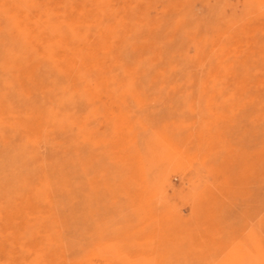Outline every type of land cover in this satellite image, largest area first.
Wrapping results in <instances>:
<instances>
[{
  "label": "rangeland",
  "instance_id": "1",
  "mask_svg": "<svg viewBox=\"0 0 264 264\" xmlns=\"http://www.w3.org/2000/svg\"><path fill=\"white\" fill-rule=\"evenodd\" d=\"M0 3V264H264V0Z\"/></svg>",
  "mask_w": 264,
  "mask_h": 264
},
{
  "label": "bare ground",
  "instance_id": "2",
  "mask_svg": "<svg viewBox=\"0 0 264 264\" xmlns=\"http://www.w3.org/2000/svg\"><path fill=\"white\" fill-rule=\"evenodd\" d=\"M0 1H1V0H0ZM14 2H15V1H14ZM3 3H4V2H3ZM3 3H2V4H3ZM85 3H86V2H85ZM4 4H5V3H4ZM11 4H13V3H11ZM0 5H1V3H0ZM85 5H87V4H85ZM100 5H101V4H100ZM8 6H9V5L7 4V8H8ZM23 6H24V5H23ZM111 6H112V5H111ZM103 7H104V6H103ZM2 8H3V7H2ZM4 8H6V6H4ZM53 8H54V7H53ZM12 9H13V8H12ZM18 9H19V8H18ZM20 9L22 10V7H21ZM5 10H6V9H5ZM15 10H16V8H15ZM123 10H124V9H123ZM10 11H11V9L9 10V14L12 13V11H11V12H10ZM92 11H93V10H92ZM7 12H8V11H7ZM14 12H15V11L13 10V13H14ZM17 12H18V11H17ZM90 12H91V11H90ZM18 13H19V12H18ZM18 13H17V14H18ZM22 13H23V12H22ZM18 15H19V14H18ZM11 16H12V15H11ZM26 16H27V15H26ZM8 18H10V16H9ZM27 18H28V17H27ZM137 18H138V17H137ZM10 19H12V18H10ZM8 20H9V19H8ZM9 21H11V20H9ZM12 21H13V20H12ZM12 21H11V22H12ZM11 22H10V23H11ZM12 23H13V22H12ZM28 23H29V22H28ZM22 24H25V25H26L27 22H25V23L23 22ZM9 25H11V24H9ZM9 25H8V26H9ZM25 25H24V26H25ZM48 25H49V24H48ZM57 25H58V24H57ZM16 26H19V25L16 24ZM26 26H27V25H26ZM51 26H53V25H51ZM51 26H50V27H51ZM58 26H59V25H58ZM6 27H7V26H6ZM10 28H11V27H10ZM56 28H57V27H56ZM31 29H32V28H31ZM34 29H35V28H34ZM48 29H49V28H48ZM51 29L54 30L53 28H51ZM28 30H29V28H28ZM13 31H14V30H13ZM17 31H18V30H17ZM57 31H58V29H57ZM11 32H12V31H11ZM54 32H55V31H54ZM16 33H17V32H16ZM18 33H19V31H18ZM29 33H30V32H29ZM50 33H51V32H50ZM22 34H23V33H22ZM29 35H30V34H29ZM51 35H52V33H51ZM53 35H54V34H53ZM73 35H74V34H73ZM54 36H55V35H54ZM21 37H22V36H21ZM22 39H24V38H22ZM16 40H17V39H16ZM18 43H19V42H18ZM20 44H21V43H20ZM20 47H21V46H20ZM22 47H23V46H22ZM58 47H59V46H58ZM58 47H57V48H58ZM58 49H62V48L59 47ZM58 49H56V50H58ZM124 49H125V48H124ZM89 50H90V49H89ZM60 51H61V50H60ZM126 58H127V57H126ZM79 60H80V59H79ZM145 72H146V71H145ZM142 75H143V74H142ZM140 76H141V75H140ZM145 76H146V75H145ZM143 78H144V75H143ZM38 119H39V118H38ZM36 237H37V236H36ZM30 242H31V241H30ZM136 262H137V261H136Z\"/></svg>",
  "mask_w": 264,
  "mask_h": 264
}]
</instances>
